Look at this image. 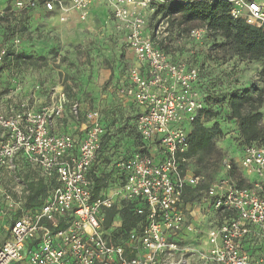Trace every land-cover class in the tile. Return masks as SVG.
I'll use <instances>...</instances> for the list:
<instances>
[{"label":"built area","instance_id":"obj_1","mask_svg":"<svg viewBox=\"0 0 264 264\" xmlns=\"http://www.w3.org/2000/svg\"><path fill=\"white\" fill-rule=\"evenodd\" d=\"M101 1L136 59L118 95L141 108L135 131L142 144L117 164L124 182L106 196L93 197L88 175L104 134L100 111L85 114L82 138L53 134L54 121L63 118L64 89L55 88L50 103L34 111L14 101L19 84L13 80L9 94L0 97V264H264V146L253 143L241 149L237 169L253 178L249 187L238 188L227 177L203 192L206 213L220 218L210 217L203 230L189 222L184 190L196 187L199 178L183 170L182 163L191 124L206 102L195 87L198 69L173 63L155 45L148 27L155 6L226 1L232 18L264 32V1L15 0L4 13L42 7L65 24L71 12L85 21ZM205 32L194 28L188 36L199 41ZM18 44L15 38L14 47ZM6 54L0 46V65ZM79 111L78 103L70 104L71 117L77 119ZM20 162L37 170L47 184L38 208L26 207L28 184L16 176ZM131 202L143 206L136 213L145 215L146 224L141 231H130L123 247L109 238L110 229L104 230L103 212ZM201 232L205 249L183 242L186 235Z\"/></svg>","mask_w":264,"mask_h":264},{"label":"trees","instance_id":"obj_2","mask_svg":"<svg viewBox=\"0 0 264 264\" xmlns=\"http://www.w3.org/2000/svg\"><path fill=\"white\" fill-rule=\"evenodd\" d=\"M230 9L231 4L226 1L213 4L169 3L155 6L150 16L153 25L149 33L155 45L165 53L169 52L170 35L178 39L187 36L194 28L204 27L211 51L223 50L224 56L228 54L229 59L254 62L259 65L257 83L223 90L218 87V84L225 80H222L224 76L228 78L231 75L217 74L214 68L208 70L204 61L208 57L202 60L197 58L198 56L183 58L178 54L173 56L168 54L173 63L184 61L188 67L198 69V82L195 87L204 96L206 102V108L191 124L187 140L188 150L183 156L185 162L182 163V168L186 170L185 165L188 161L196 168L195 176L201 175L208 182L193 188H185L183 203L188 212L196 205L203 190H207L212 184V176L224 165V154L216 148L215 141L224 135L228 121L237 124L234 133L240 150L243 146L253 143L264 146V127L262 126L264 114L261 110L264 107V32L248 25L244 20L232 18ZM160 21L167 23L166 32L169 33V37L156 42L153 30ZM19 59L30 58L7 50L3 63L0 65V75L5 66L18 64ZM67 97L69 98V94ZM77 102V99L72 101V103ZM100 114L104 134L88 175L93 182V197L106 196L110 190L124 182L125 174L117 168V164L132 156L142 144L135 131L137 114H117L116 110H108ZM84 117L85 114L79 111L77 119L71 118L80 126ZM207 123L211 125L208 126ZM228 166L229 172L226 177L233 180L238 188L250 186L245 183L233 161H230ZM46 192L47 186L42 184V181L28 184L26 207L38 208ZM142 207L138 202L123 203L103 212L104 230L110 229L109 238L114 243L126 247L128 233L133 230L141 231L145 226V215L136 213V210ZM114 223L115 226H113Z\"/></svg>","mask_w":264,"mask_h":264},{"label":"crops","instance_id":"obj_3","mask_svg":"<svg viewBox=\"0 0 264 264\" xmlns=\"http://www.w3.org/2000/svg\"><path fill=\"white\" fill-rule=\"evenodd\" d=\"M264 0H261V2ZM15 0H0V13L7 7L13 6ZM8 17L14 19V25L23 24L27 21L33 24L34 27L44 26L45 32H47V27L52 24H56L61 29H65L67 32H72L75 36L74 44H68L64 46L62 50L66 51L68 49V58L70 62L79 63L82 60H86L88 71L84 73L78 79V81L84 84L88 76L91 75L90 81L91 85L88 89L93 90V109L99 110L104 114L106 111L116 110L117 114L123 115H133L139 114L141 108L133 103L131 99L120 97L118 95V90L123 88L128 84V71L129 69L136 65V59L132 52L127 48L124 40L123 32L116 30L115 22L111 18V10L105 4L104 1L96 3L89 11V15L85 21H80L76 12H71L69 15V21L62 24L58 20V15L56 12H47L42 7H38L34 10L27 11L18 15L7 14ZM37 36L33 37V41L29 48H27L28 53L33 54V59H28V65L30 66V71L17 72L11 75V80L17 81L19 84V91L14 97V101L18 104L23 103L31 110L37 111L45 104L50 103L51 95L54 88L51 86V79L49 77H39V74L33 72V69H39L40 64L35 61L37 56L49 57L48 48L52 43L50 39H47L45 34L40 40H36ZM79 46L76 50L73 47ZM19 49L17 54L22 53L26 56V49L19 44ZM63 46H60L62 48ZM61 50V52H62ZM86 54V57L83 55ZM170 58V56H168ZM171 59V58H170ZM14 62V61H13ZM23 60L19 59L17 65H22ZM107 65V66H106ZM89 66V67H88ZM91 74H89V69ZM7 71L4 70L0 75V80L6 77ZM81 74V72H80ZM43 82V83H42ZM42 83V88L37 89V85ZM79 85L80 93L77 96L83 94L85 90V84ZM12 89V83L9 89ZM55 88H65L60 85ZM78 96V97H79ZM79 109L82 113L86 114L90 110H85L82 103L79 101ZM86 111V112H85ZM69 115V117H68ZM64 118L57 119L54 121L51 132L53 134H71L76 138H82L83 134H79L81 127H79L75 121L71 118L68 110L64 107ZM241 152V151H240ZM241 157V153H240ZM240 159V158H239ZM239 159L237 162H239ZM240 172V171H239ZM245 183L249 184V180L253 178L243 175L240 172ZM27 184L41 182L42 184H47L43 179H41L37 170L30 168L27 164L20 162L18 165V173L16 175ZM14 186V185H13ZM15 187V186H14ZM12 187V188H14ZM197 229L207 228L209 226L210 216L200 214V209L195 207L189 213L187 218ZM201 229V230H203ZM183 242L194 249H205V234L200 233L198 235L189 234L186 235ZM250 245V244H248ZM193 264H203L201 262H194Z\"/></svg>","mask_w":264,"mask_h":264},{"label":"rangeland","instance_id":"obj_4","mask_svg":"<svg viewBox=\"0 0 264 264\" xmlns=\"http://www.w3.org/2000/svg\"><path fill=\"white\" fill-rule=\"evenodd\" d=\"M8 8V7H7ZM6 8V9H7ZM4 9L1 11L3 12V15H0V46L5 47L7 50L14 52V54H17L19 49V44L23 46L24 49H26V56L24 53L23 56L25 58L33 59V54L29 51H27L28 46L31 45L33 41V37L36 35V40H40L43 38V35L45 34L47 39H50V42L52 45L48 48L49 57H42L37 56L35 58V61L40 64L39 69H33V72H36L39 74V77H43L44 74H46L45 77H49L51 79V86L55 89V87H58L60 85H63L65 88V96H66V102H63L64 107L68 110L70 104H72L73 99H77L80 103H82L85 110H92L94 100L92 97L93 90L88 89V87L91 85V75L88 76L87 80L84 81L85 84V90L83 94H81L79 97L77 94L80 93L79 85H84L82 82L80 83L78 81L79 77L83 75L84 73L88 71L86 60H82V62L79 63H73L70 62V59L68 58V49H65L66 51L62 50L64 46H72L71 44H74L75 38L74 34L72 32H67L65 29H61V27L57 26L56 24L50 25V27H47V32H45L44 26H37L34 27L33 24L28 23L27 21L23 22V24L14 25V19L12 17H8L7 14L4 13L6 10ZM152 25L150 18H148V27L152 30ZM167 29V23L165 21H160V23L156 26V28L153 30L155 35V41H160L166 37H169V33L166 32ZM17 38L19 41V44L15 48L13 45L14 39ZM210 41L206 40L205 35L199 40L194 41L189 38V36H182L178 39H176L174 36L170 35V44H169V52L165 53L166 55H179L180 57H197L199 59H204L206 62V68L208 70L210 68H214L216 70L217 74L225 73L230 74V77H223L220 84H218L220 89L223 90H232L239 87H246L250 83H257V73L259 71V65L254 62H242L238 61V59H229V55L226 54L224 56L223 50L218 51H211V48L209 47ZM221 42V41H219ZM209 43V44H208ZM60 46H63L60 48ZM74 49H78L79 46L74 45ZM62 50V52H61ZM181 54V55H180ZM168 55V56H169ZM83 57H86V54L83 55ZM202 59V60H203ZM229 59V60H228ZM23 64L22 65H9L5 66L4 70L7 71L6 77L2 80H0V97L6 96L9 94V87L12 82L11 75L15 74L17 72H25L27 73L30 71V66L28 65V59H22ZM184 62V61H182ZM107 66V65H106ZM89 67V66H88ZM89 74H91V68L89 69ZM81 72V74H80ZM43 83V82H42ZM42 83L37 85V89L42 88ZM89 85V86H88ZM8 88V89H7ZM8 90V92H7ZM6 91V92H5ZM67 94H69V98L67 97ZM134 103V102H133ZM135 104V103H134ZM47 105V104H45ZM87 110V111H88ZM264 114V107L261 109ZM86 112V111H85ZM64 115V113H63ZM69 117V115H68ZM64 118V116H63ZM70 118V117H69ZM62 120V119H61ZM207 125H211V123H207ZM235 125L236 123L229 122L227 123V126L224 130V135L217 139L215 141V146L218 150H220L224 154L223 159V166L218 170L217 173H215L212 176V183L219 182L220 180L227 178V174L229 172V168L227 165L230 163V161H233L237 167V160L240 158V149L238 146V141L235 138ZM262 126L264 127V117L262 120ZM80 127V126H79ZM81 132V131H80ZM185 168L193 175H195L196 168L193 164L189 163L187 161V165H185ZM199 178L198 185H201L203 183H207L208 180L204 178L203 176L199 175L197 176ZM206 190H203L205 192ZM205 203L203 202V193L200 196V199L197 201L196 205L190 209L189 212L192 211L193 208L197 207L200 209V214L202 216L207 215L214 219L217 217L220 218V215H215L214 213H206L204 206ZM189 216V215H188Z\"/></svg>","mask_w":264,"mask_h":264}]
</instances>
